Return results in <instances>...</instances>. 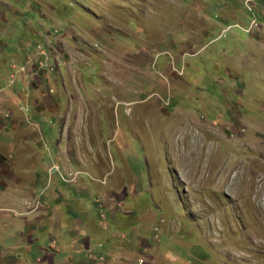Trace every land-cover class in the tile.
I'll list each match as a JSON object with an SVG mask.
<instances>
[{
  "label": "rangeland",
  "instance_id": "1",
  "mask_svg": "<svg viewBox=\"0 0 264 264\" xmlns=\"http://www.w3.org/2000/svg\"><path fill=\"white\" fill-rule=\"evenodd\" d=\"M0 264H264V0H0Z\"/></svg>",
  "mask_w": 264,
  "mask_h": 264
},
{
  "label": "crops",
  "instance_id": "2",
  "mask_svg": "<svg viewBox=\"0 0 264 264\" xmlns=\"http://www.w3.org/2000/svg\"><path fill=\"white\" fill-rule=\"evenodd\" d=\"M78 180L79 181H77V183H73V184H71V185H78V184H80L82 181H81V179H79L78 178ZM76 190V189H75ZM42 193V192H41ZM41 193H40V196H39V199H40V201H38V203H39V205L37 206V208H35V211L36 210H39L42 206H43V211H45V212H42V214H41V216L40 217H38V219H35V221H37V222H40V221H45V220H43V219H49L50 221H55V220H57L56 219V217H60V216H58L59 214L57 213V209H54L53 210V212L51 213V210H50V208H51V205H48V204H46V201H44L43 202V204H42V196H41ZM121 193L119 192L118 193V195L116 196V198H117V200H116V202L115 203H111L110 205L111 206H109V209L110 210H113V207H115V205L117 204V202L119 201V199L121 198ZM60 193H59V191H57V195H56V197H58V198H55V200H56V202H55V204H59L60 202H61V199H60ZM115 198V199H116ZM35 204H37V203H35ZM21 205V204H20ZM46 208H45V207ZM108 207V206H107ZM62 212H64L63 214H64V216L65 217H70L72 220V222H71V224H72V226L77 222V221H79V216H78V214L76 213V211H74V209H73V206H72V209H70L69 208V206L68 207H66L65 209H63L62 210ZM61 213V212H60ZM72 229H70L67 233H69V234H71L72 233ZM78 232V231H77ZM75 239V238H74ZM62 241H63V239H61V240H56V239H52V241L50 242L51 243V245H52V247L51 248H49V250H41L40 249V251H42L43 252V257H47V258H49V259H51V258H55V257H61L62 256V254H61V252L59 251V250H61L60 249V247H62L63 246V244H62ZM75 242H72L73 243V245H72V248H78L79 249V246H78V243L84 248V249H89V246H88V241L84 238V239H77V240H74ZM81 241V242H80ZM87 244V246H85ZM59 245V246H58ZM58 249V250H57ZM53 261V260H52Z\"/></svg>",
  "mask_w": 264,
  "mask_h": 264
},
{
  "label": "clouds",
  "instance_id": "3",
  "mask_svg": "<svg viewBox=\"0 0 264 264\" xmlns=\"http://www.w3.org/2000/svg\"><path fill=\"white\" fill-rule=\"evenodd\" d=\"M254 25L257 26L256 19L252 22L251 27L254 26ZM248 31H249V30H248ZM73 177H74V179H77V180H78L79 177L77 176V172H74V173H73ZM77 180H76V181H77ZM73 183H74V182H73ZM140 260H142V259H139L138 262H140ZM142 261H143V260H142Z\"/></svg>",
  "mask_w": 264,
  "mask_h": 264
}]
</instances>
